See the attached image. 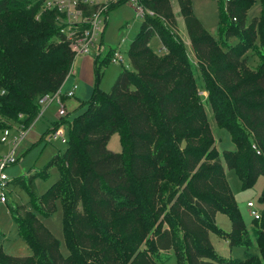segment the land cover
<instances>
[{
	"label": "trees",
	"instance_id": "1",
	"mask_svg": "<svg viewBox=\"0 0 264 264\" xmlns=\"http://www.w3.org/2000/svg\"><path fill=\"white\" fill-rule=\"evenodd\" d=\"M45 1L0 0V116L15 119L22 113L24 123L44 113L38 115V99L62 89L74 59L61 29L67 25L65 13ZM177 1L215 122L229 132L235 148L220 153L214 146L190 60L175 34L170 0H143L154 15L142 18L130 40L128 66L103 90L99 70L111 55L95 53L90 98L71 122L60 116L38 138L69 124L64 149L40 172L11 179L38 208L10 206L32 253L10 254L0 243V264H158L166 251L177 248L183 264H264V186L258 196L256 252L246 250L242 261L221 256L209 238L219 211L230 220L228 245L250 244L223 162L242 188L264 175V0L250 21L247 11L256 0H218L227 10L226 18L219 13L224 25L218 39L203 27L189 0ZM124 2L111 3L108 11ZM97 8L85 5L82 15ZM154 36L164 53L150 46ZM255 43L261 61L253 71L244 55ZM4 125L1 121L0 128ZM115 132L119 151L107 147ZM52 165L58 177L38 194L34 178H45ZM55 201L61 206L66 255L36 215H46Z\"/></svg>",
	"mask_w": 264,
	"mask_h": 264
},
{
	"label": "rangeland",
	"instance_id": "2",
	"mask_svg": "<svg viewBox=\"0 0 264 264\" xmlns=\"http://www.w3.org/2000/svg\"><path fill=\"white\" fill-rule=\"evenodd\" d=\"M140 1L143 3V0ZM189 3L192 12L200 19L203 27L218 39V31L224 25V22L219 20V13H224L223 17L226 18L225 11L227 10L224 7L223 9L219 8L218 0H189ZM170 4L176 24L175 34L178 35L180 41L183 43L182 45L183 47H185V52L190 60L192 76L195 79L197 93L200 96L201 102L209 120L211 133L214 139V146L220 153H222L223 149H233L235 148V144L232 142L229 132L215 122L212 108L207 100L208 90L206 88V85H204V83L202 82V71L197 64V59L195 58L193 48L190 44V39L186 31L182 15L180 14L179 3L177 0H170ZM45 6L47 7L49 5ZM67 7L68 2H66V5L64 7L65 10L60 9V11L62 13L67 12ZM108 7H110V5H108ZM145 8L148 7L145 5ZM261 9L262 4L260 3V0H256L247 11V21H250L251 19L257 17L260 14ZM111 10L112 11H108V13H106L105 23L101 33L103 39V48L99 51V53L96 52V49L94 47H92L89 53L87 52L86 54L75 53L72 63L71 75L66 76L62 84V89L70 86L73 82L77 83L78 85V89H75V96L72 97V100L74 99L75 102H77L76 106L70 110L66 109L65 107V112L64 114H62L63 117H66V121L68 122L72 121L74 115L77 112V109L82 108V104H84L90 98L93 89V83L88 82L89 78L87 76L80 78L77 74V67L79 65L80 59L83 56L87 54H90V56H94L95 53H106L107 55L109 53L112 56L115 50H120V54L123 57L124 63L120 64L108 61L107 63L103 64L99 70V87L103 90H107L110 87L117 73L122 70L123 65L128 66V44L139 28L142 16L136 13L134 7H132L129 3H122L116 7H113V9ZM151 11L152 13L147 14L154 15V11ZM147 14H145V16ZM66 19L67 17L65 16L64 20ZM70 28H72V26ZM121 38L123 39V42L120 43L119 40ZM51 39H53V37ZM98 41L99 39L96 40V42ZM229 41L233 42L235 41V38L230 37ZM106 45L111 47L115 46L117 48L112 49L111 54L109 51L110 49L104 47ZM161 45L162 41L159 40L157 36H154L150 40V46L154 51H158V53H164L165 51L163 48H159ZM260 49L261 47H258V44L255 43V45L247 48L245 51L244 62L246 66L253 71L258 69L260 65ZM92 78L94 79V74ZM57 108L58 105L56 103H50L46 107L42 115L37 117L34 121L31 120L26 123L20 121V119H23L22 113H19L15 119H9L0 116V122L2 121L5 124L0 129L5 128V126L22 128L25 130L26 135L24 140L21 142V145L16 150L18 156L21 153L22 155L19 156L20 158L18 159V161L8 165L4 169L9 178L12 179L20 176L23 180L27 175L31 173H34L36 171L40 172L42 168H44V166L47 164V161L50 160V158L56 152H62L65 147L66 139L50 140L48 139V135L50 132H47L43 139L38 141L39 135L45 132L46 129L51 126L53 120L62 118L60 117L61 115L58 116L56 114ZM66 126L68 128L69 124ZM66 126H60L63 127L65 134ZM107 147L113 151H119L121 149V143L117 132L113 133L110 136L107 142ZM8 148V145L0 142V154L7 152ZM220 157L223 162L222 155H220ZM223 167L227 178L226 180L242 214L245 223V235L249 237L250 244L249 246H246L245 244L234 246L228 245L225 235L230 231V220L226 216V214L219 211L216 212L214 216L216 230L212 229L211 231H209V238L217 254L225 257H232L235 260L242 261L243 259H245L244 256L246 250L252 252L257 251L254 232L256 230L257 221H259L260 219V208L262 207V204L258 201V196L262 187L264 186V175L259 174L252 186L248 188H242L241 181L235 171L233 169H228L224 162ZM42 174L46 175V171H43ZM41 177L37 176L36 178H34V183L38 194L42 193L54 180L57 179L58 171L56 167L52 165L47 168L46 177ZM249 200H252L254 202V208L259 210V217L252 218V216L250 215L249 207H247L246 205V202ZM17 203L23 204L24 206H27L34 211L37 207L35 202L30 199L24 188H22L19 184H13L10 180L6 202L0 203V243H2L3 249L7 253L16 255H29L32 253V250L19 235L17 224L15 223L9 211L10 206L16 205ZM43 209L46 211L44 207ZM47 210L48 211L46 215L38 212L36 213V215L44 224V226L53 234V236H55L59 240L60 251L63 255H66L68 253V247L64 243L62 233L61 206L59 201L54 202V209ZM142 247H144L143 243L141 244V248ZM165 253L166 257L161 256L158 259L160 261H157L158 264H183L181 263V258H176L177 255L181 257L179 248H177V250L170 249Z\"/></svg>",
	"mask_w": 264,
	"mask_h": 264
},
{
	"label": "built area",
	"instance_id": "3",
	"mask_svg": "<svg viewBox=\"0 0 264 264\" xmlns=\"http://www.w3.org/2000/svg\"><path fill=\"white\" fill-rule=\"evenodd\" d=\"M117 1L119 0H46L45 5L56 6L59 10H65L64 7L66 2H68V7L66 8L67 12H64L67 17V25H63L61 29L65 33L74 54H86L87 52L89 53L92 47L96 49V52L101 50V43H99L100 41L96 42V40L100 39L102 35L101 33L104 27L106 13L108 11V5ZM126 2L134 7L135 12L140 14L142 18L145 17V14L152 13L150 9L145 8L140 0H126ZM93 4L98 6L97 10L88 16H83L82 7ZM71 26L72 28H70ZM120 53L119 49L115 50L110 57L111 62L120 64L124 63L123 57ZM71 72L72 71L70 70L67 76L71 75ZM76 88L77 83L73 82L68 89L64 90L59 88L52 93L42 95L38 99V103L41 104L38 115L43 113L49 103L56 102L58 105L56 114L62 116L65 112V103L61 99V95L70 97L74 94ZM25 136V130L22 128L5 126V128L0 130V142L5 143L9 147L7 152L0 154V203L6 202L7 193L9 191V182L11 180V178L5 173L4 169L18 159L16 150L21 145ZM48 139L65 140L66 134L63 127L59 126L51 130ZM246 205L249 207V213L252 218L259 217V210L254 208V202L252 200L247 201Z\"/></svg>",
	"mask_w": 264,
	"mask_h": 264
},
{
	"label": "crops",
	"instance_id": "4",
	"mask_svg": "<svg viewBox=\"0 0 264 264\" xmlns=\"http://www.w3.org/2000/svg\"><path fill=\"white\" fill-rule=\"evenodd\" d=\"M125 3V2H124ZM112 11V10H111ZM99 43H101V49L103 48V39H102V35H101V37H100V39H99ZM120 43L121 42H123V39L121 38L120 40ZM105 45V44H104ZM105 48H109V49H115V48H117V47H111V46H104ZM101 55H104V54H101ZM93 66H94V56H90V54H87V55H85V56H83L81 59H80V61H79V65H78V67H77V74L79 75V77L80 78H82V77H88L89 78V83H93V78H92V76H93ZM71 86V85H70ZM70 86H68V87H66V88H64V90L65 89H68ZM76 89H78V85H77V88ZM75 93H76V91H74V94L72 95V96H70V97H67V98H65L63 101H64V103H65V107H66V109H68V110H70V109H72V108H74L75 106H76V104H77V102H75V100L73 99L72 100V97L73 96H75ZM67 110V111H68ZM14 255H16V254H14Z\"/></svg>",
	"mask_w": 264,
	"mask_h": 264
}]
</instances>
